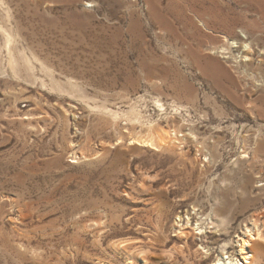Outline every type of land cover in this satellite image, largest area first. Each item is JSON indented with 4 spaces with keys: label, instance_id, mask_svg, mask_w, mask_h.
I'll list each match as a JSON object with an SVG mask.
<instances>
[{
    "label": "rangeland",
    "instance_id": "374dc122",
    "mask_svg": "<svg viewBox=\"0 0 264 264\" xmlns=\"http://www.w3.org/2000/svg\"><path fill=\"white\" fill-rule=\"evenodd\" d=\"M252 219L264 264V0H0V264L237 263Z\"/></svg>",
    "mask_w": 264,
    "mask_h": 264
},
{
    "label": "bare ground",
    "instance_id": "6f19581e",
    "mask_svg": "<svg viewBox=\"0 0 264 264\" xmlns=\"http://www.w3.org/2000/svg\"><path fill=\"white\" fill-rule=\"evenodd\" d=\"M231 49L233 50V52H238V54H240L239 55L240 62L244 63V62L252 60V56H251L252 50L250 49L249 44H246L245 41L242 44L240 43L239 45H232ZM177 133L178 132L175 129L164 131V134L162 133L163 135L158 138L159 139L158 143L159 144L161 143L169 144L173 142L174 140L178 139ZM149 143L153 144L151 141ZM186 220L187 221H184L182 224H179V225L176 224L177 226H180V225L182 226L185 224L184 226L180 227L177 230L176 234L178 236L187 235L189 233V231H186L185 229L188 227L190 228L191 224L188 221L187 217H186ZM196 225H197L196 228H192V227L191 228L194 230H198L199 231L198 233H200L202 227H199V224H196ZM262 227H264V223L262 224ZM262 229H261V226H259L258 221L256 219H252L251 226L247 227L245 231L243 232L242 236H239V239H238V243H239L238 253L241 255V259L238 260L236 263L234 261L235 259L232 257L231 254L224 256V258L223 257L217 258L216 256L217 259H215V261H213L211 264H253L252 247L256 243L257 238L259 239L262 237V233H261ZM225 253L227 254L228 252H225Z\"/></svg>",
    "mask_w": 264,
    "mask_h": 264
},
{
    "label": "built area",
    "instance_id": "2783aa9c",
    "mask_svg": "<svg viewBox=\"0 0 264 264\" xmlns=\"http://www.w3.org/2000/svg\"><path fill=\"white\" fill-rule=\"evenodd\" d=\"M192 214H194V213H192ZM186 216L187 215H184V217H185V219H186ZM183 216H179V217H177V219H176V221L178 222V223H182L183 221H184V218ZM190 217V216H189ZM190 220H191V217H190ZM202 222H205V221H202ZM199 224V223H198ZM199 226H201L200 224H199ZM203 228H202V230H205V229H208V223H206L205 222V224H204V226H202Z\"/></svg>",
    "mask_w": 264,
    "mask_h": 264
}]
</instances>
